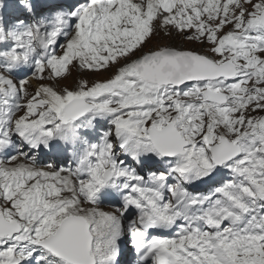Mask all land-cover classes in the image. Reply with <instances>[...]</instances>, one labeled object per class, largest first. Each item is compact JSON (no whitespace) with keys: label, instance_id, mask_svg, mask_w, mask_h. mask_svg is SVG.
<instances>
[{"label":"snow or ice","instance_id":"1","mask_svg":"<svg viewBox=\"0 0 264 264\" xmlns=\"http://www.w3.org/2000/svg\"><path fill=\"white\" fill-rule=\"evenodd\" d=\"M125 236L264 264V0H0V264H119Z\"/></svg>","mask_w":264,"mask_h":264},{"label":"rangeland","instance_id":"2","mask_svg":"<svg viewBox=\"0 0 264 264\" xmlns=\"http://www.w3.org/2000/svg\"><path fill=\"white\" fill-rule=\"evenodd\" d=\"M59 2L61 3H65L66 0H59ZM73 3V0H69L68 2H66V4H71ZM164 43H173L175 45H182L183 47L187 48V49H199L201 46L200 45H197L195 43H192V42H187V41H182L179 37H177L176 39L174 40H164L163 41ZM156 41L154 40L153 41V44H155ZM181 43V44H180ZM151 47V45H150ZM88 79L92 80V79H95L94 76H91V75H88L87 76ZM76 80H77V74L75 71H73L72 75L69 77V79L67 81H61V84H69L71 85L72 87L75 86V83H76ZM121 244H122V249H124L125 247H128V237L125 236L122 241H121ZM120 264V263H119ZM122 264H127V261L125 262H122Z\"/></svg>","mask_w":264,"mask_h":264},{"label":"bare ground","instance_id":"3","mask_svg":"<svg viewBox=\"0 0 264 264\" xmlns=\"http://www.w3.org/2000/svg\"><path fill=\"white\" fill-rule=\"evenodd\" d=\"M181 44V43H180ZM33 87H34V85H33ZM32 89H30V91H31ZM111 205V204H110ZM102 209L104 210V211H111L112 210V207H108L107 205H102Z\"/></svg>","mask_w":264,"mask_h":264}]
</instances>
